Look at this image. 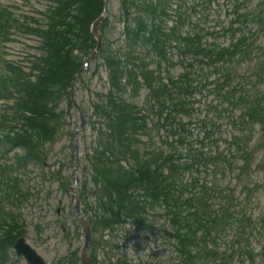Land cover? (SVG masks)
<instances>
[{
  "label": "rangeland",
  "instance_id": "374dc122",
  "mask_svg": "<svg viewBox=\"0 0 264 264\" xmlns=\"http://www.w3.org/2000/svg\"><path fill=\"white\" fill-rule=\"evenodd\" d=\"M29 1L38 11L46 9L50 3V0ZM185 1L188 7V14L185 12L184 15H188L189 18L186 23L182 22L178 26L180 34L182 31L184 33L193 31L195 29L194 24L199 23L200 27L207 31L201 35V41L205 47L209 48L218 45L220 48H226L229 43V36L227 34L213 36L211 32L219 31L220 27L227 25V21L231 16L228 15V12H230L234 0H215L205 8L199 7V0ZM138 2L145 4L144 0H138ZM259 2L264 3V0H250L247 8L252 9ZM31 3L30 6L21 5L22 7L15 12V15L17 14V17H20L21 14L36 16V13L32 11ZM120 5V0H106L109 23L103 29L104 46L100 55L97 54L93 59H90L88 67H81L82 70L77 79L73 95L78 108L69 105L64 94L58 99L59 101H49V104H53L50 109L53 110L54 116L42 121L46 133H48V136L50 135V142L42 145L43 151L39 152L38 155L39 158L43 157L41 159L43 162L40 164L30 163L27 169H18L13 174L19 175L21 178V183L18 182V186L30 191L28 198L23 196L20 202L15 199L12 201L4 192L5 190L8 191L9 188L0 187L3 188L0 195L2 198L5 197L4 200L0 198V201H2L0 202V214H3V217H7L8 213L10 216L19 215V220L25 225L22 235L24 241L40 255L46 264H77L72 251L80 248L83 239L80 230L76 228L77 222L71 207L69 193L63 190V186L69 181V178L76 194H80V198L88 204H94L96 201L94 191L97 183L106 185L104 175H99L103 170L101 166L102 162H104L103 160L116 158L122 166V169L119 167L118 169L120 171L124 170L125 174H128L127 171L129 169L124 164L125 160H128L130 166L133 164L139 166L142 160L159 159V156H149L148 151H160L163 154L172 148L173 144H170V138L168 137L171 134L168 132L163 133L165 128L162 130L161 123L157 119L159 116L155 112L154 115H144L145 118L141 119L143 112L156 111L158 110L157 108L165 111L167 108L165 103L167 102V97L163 96V101H156V95L154 94L156 102H152V96L148 94V88L142 82V79H139V76H142V74L149 76L152 84L158 87V84H165L167 79L164 76L169 75L172 84L178 88L179 83L184 81L182 78L179 79V74L187 72L188 66L186 63L194 59L192 51L203 55L202 52L192 47L188 53L181 55L177 62V54L174 49L177 44L173 46L174 48L166 45L167 59L159 66L154 54L149 52L147 55L142 50L140 56L147 59L149 62L148 66L144 69L139 68L137 75L135 74L131 78L127 69L129 62H122L125 58V46L129 44V39L126 38L125 40L124 38L125 20ZM191 6L192 9H190ZM129 13L136 17L135 11L130 10ZM173 15L174 13L171 12L170 16ZM166 26L169 28L170 22ZM250 27L252 30L257 28L256 24H251ZM14 38L15 42L7 44L6 57L8 59L21 61L25 55V57L29 58V54H38L36 49L38 39L36 37L16 33ZM257 42L264 46V31L257 33ZM107 44H109L111 51L108 50ZM135 45L139 49V47L144 48V45L147 44H143V41L138 39L135 40ZM171 45L173 44L171 43ZM123 47L125 48L124 52H114V57L118 62L115 67L116 72L112 74L113 71L105 63L107 58L111 59L110 56H107V51L112 53L114 48H119L122 51ZM88 56L87 52L83 51L78 55L77 62H75L74 58H72V61L77 64L81 59L84 60ZM234 58H236V55ZM261 63V61L248 59L239 63L238 70L240 73L250 72L252 67L261 68ZM195 65V69L199 70L198 65L200 63ZM232 65L233 63L230 62V66ZM134 77H136V81ZM212 78L213 76L210 77V80ZM116 80H119V88H116L114 83H112ZM110 83L114 89L109 87ZM109 90H115L113 94L115 97L110 100L116 99L118 101L121 99L127 107V103H129L135 104L141 109V113L136 116L132 113L129 114L133 125L129 124V122L120 124L113 114L104 112L107 107H110V103L106 99ZM258 90L264 93V82L260 84ZM255 97L254 94H247L249 104L256 102ZM175 98L176 100L178 99L177 94ZM213 100V95L207 93L206 90L196 94L193 109L194 117L190 126V133L193 135L190 137V141L195 143L197 136L200 135L201 124L197 120L206 117L211 112L208 111L206 104L218 103L216 105L221 108L226 106L225 102L219 101V98ZM232 113L231 117L236 118L240 114V109H234ZM179 117L184 119L181 116V112H177V118ZM218 124L219 129L215 134L216 140H219L218 149H230L227 146L230 135L233 133L237 134L242 129L237 124L231 123L229 116L226 115H222L218 119ZM246 127L250 136L249 144L255 145L259 139V142H264V134H261L258 125L250 127L248 123ZM170 131L173 132V128ZM175 132L181 134V131L176 130ZM185 147V145H179L178 150L182 151ZM263 154L264 149H260L254 154L249 175L251 183L263 184L262 187L255 191L250 202L249 212L255 218L264 212V170L258 166L259 162L261 164ZM237 160L238 164L241 163L239 159ZM111 163H116V161ZM235 173V171H227L220 176L219 187L226 189L227 187L235 186L236 189H239ZM217 179V176L213 177V180ZM243 195L239 191L237 193L238 199L241 200ZM216 204L217 202H215ZM160 210L161 207L159 205L151 206L148 210L151 213V217H148V219L156 227L165 224L163 217L152 216ZM102 234V232H97L96 243L98 246L96 247V243H94L92 247L98 256V264H108L107 257L104 256L105 249L101 246L103 243ZM229 240H231V236L228 237ZM113 243L118 248L109 252L111 258L122 254L128 264H175L177 260L173 241L168 239L163 232L157 230L150 234L149 232L138 230L130 224H125L114 232ZM253 244L255 249L258 250L262 242L255 241ZM8 256L11 260L5 264H28L24 258L16 257L13 249L10 250ZM257 258H260V256ZM0 264L3 263L0 261Z\"/></svg>",
  "mask_w": 264,
  "mask_h": 264
},
{
  "label": "trees",
  "instance_id": "16d2710c",
  "mask_svg": "<svg viewBox=\"0 0 264 264\" xmlns=\"http://www.w3.org/2000/svg\"><path fill=\"white\" fill-rule=\"evenodd\" d=\"M85 2H87L89 5L87 6V10H92V9H96V4H97V0H85ZM98 8V7H97ZM95 13H96V10H95ZM132 73V72H131ZM132 75V74H131ZM114 85L115 87H119V84L118 82H114ZM158 95L162 97L163 95V92H162V88L160 89V91L158 92ZM113 97V94L112 93H109V96L107 97V100L109 101V103H115L114 104V108L115 109H118V105L119 103L114 99V100H110L111 98ZM160 97V98H161ZM114 98V97H113ZM114 101V102H113ZM116 114V112L114 113ZM124 117V113H121L119 116H118V119H123ZM126 121H130L129 119L128 120H124L123 123H127ZM129 124H132V122L130 121ZM127 132V131H126Z\"/></svg>",
  "mask_w": 264,
  "mask_h": 264
},
{
  "label": "bare ground",
  "instance_id": "6f19581e",
  "mask_svg": "<svg viewBox=\"0 0 264 264\" xmlns=\"http://www.w3.org/2000/svg\"><path fill=\"white\" fill-rule=\"evenodd\" d=\"M55 206H56V205H55ZM71 207L73 208V206H72V205H71ZM21 228H22L23 230H25V225H22V226H21ZM83 235H84V234L82 233V235H81V236H82V238H83ZM13 241H14V240H13ZM13 241H12V242H13ZM10 247H11V246H10ZM21 247H22V246H20V247H17V248H21ZM36 253H37V252H36ZM37 254H38V253H37ZM38 255H39V254H38ZM45 264H46V263H45Z\"/></svg>",
  "mask_w": 264,
  "mask_h": 264
}]
</instances>
